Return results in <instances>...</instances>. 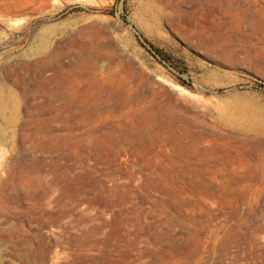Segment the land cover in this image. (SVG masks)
<instances>
[{"label": "rangeland", "instance_id": "obj_1", "mask_svg": "<svg viewBox=\"0 0 264 264\" xmlns=\"http://www.w3.org/2000/svg\"><path fill=\"white\" fill-rule=\"evenodd\" d=\"M0 95L3 264H264V0H0Z\"/></svg>", "mask_w": 264, "mask_h": 264}, {"label": "bare ground", "instance_id": "obj_2", "mask_svg": "<svg viewBox=\"0 0 264 264\" xmlns=\"http://www.w3.org/2000/svg\"><path fill=\"white\" fill-rule=\"evenodd\" d=\"M204 4L207 8L204 9V11L201 12L199 14V16L195 19L193 27L195 30V35L199 39L200 44L205 46L206 48H208L210 46L214 47L213 43L211 42V41H213V39H212L213 37H212V31H211V28H209V25H211V26L213 25L212 22L215 20V16L210 11L209 3L205 1ZM7 104H8L7 99L3 95H0V115L3 116L5 114V109H7ZM246 110L247 109H245L244 111H246ZM262 110H264V109H262ZM242 116H243V114H242ZM244 118H248V117H244ZM250 119H252L254 121L253 126L251 127V131L255 134H264V111L258 112L256 115L251 116ZM0 130H2V129L0 128ZM5 136H6V134H5ZM5 141H6V139H5ZM0 142H1L0 143L1 145H2V142H4L3 135L1 133V131H0ZM3 145H6V144H3ZM2 260H3V258L0 255V264H3Z\"/></svg>", "mask_w": 264, "mask_h": 264}]
</instances>
